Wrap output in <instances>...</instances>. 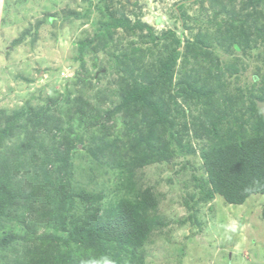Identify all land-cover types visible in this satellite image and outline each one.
I'll return each mask as SVG.
<instances>
[{
  "label": "rangeland",
  "instance_id": "1",
  "mask_svg": "<svg viewBox=\"0 0 264 264\" xmlns=\"http://www.w3.org/2000/svg\"><path fill=\"white\" fill-rule=\"evenodd\" d=\"M87 1L0 0V109L10 111L27 101L37 109L47 102L53 103L55 97L60 95V103L51 108L59 119V125L70 124L68 113L72 106L80 105L82 110H92V116L100 113L96 124L92 123L91 115H72V129L83 133L84 145L88 144L90 136H95L94 133L103 131L101 125L111 136L126 141L124 113L104 117L107 110L121 102L119 87L135 82L134 78H139L141 69L146 68L155 74L157 57L165 49L162 34L168 30L174 31L181 38V53H185L187 42L193 40L199 29L206 27L211 34L207 50L239 66L235 75L225 73L221 79L223 84L218 87L219 94L238 96L243 90V109L250 105V99L254 100V96H262L264 0L255 3L250 0H219L227 6L225 11H222L218 0H203L202 5L190 0H89L91 4ZM180 2H184L186 14L191 19L182 21L179 17L181 10L177 5ZM105 7H108L109 13L104 12ZM213 11L218 12L217 17ZM80 14L83 16L77 17ZM121 14L129 18L131 24L134 21L147 24L162 40L149 42L146 31L137 28L101 29L112 17ZM219 18L243 20L240 28L249 31V44H245L242 37H238V44L231 45L214 36ZM182 22L188 28L185 29ZM24 31L29 34L14 45L12 41ZM98 31L101 32L96 35ZM85 39H92L93 43L79 56L78 44ZM114 52L126 53L125 56L130 58L127 60L121 56L124 63L120 65L113 57ZM192 60L180 59L177 72L181 66L190 68ZM127 63L132 66V76H129V71L124 72L123 67ZM206 69L207 65L201 66V70L206 72ZM176 81L173 79L174 85H177ZM176 85L163 93L169 118L174 120L173 127L162 130L160 134L171 141L169 162L130 167L134 168L133 181L137 189L149 186L157 201V206L147 211L153 226L140 249L143 253L140 254L142 264H264V219L261 216L264 194L250 195L238 205L226 203L216 193L211 199L193 201L199 193L195 185L198 180L193 179L192 175L198 179L205 177L200 148L207 139L193 137L191 130V122L201 114L202 105L195 98L175 95L179 92ZM161 91L160 88L156 89L152 99L158 100ZM67 95L69 100L66 99ZM258 101L263 102L264 99ZM131 106L134 109V104ZM184 123L190 126L187 131L182 127ZM0 125H3L2 119ZM246 126L251 129L249 123ZM226 127L224 117L220 132ZM24 134L17 132L6 145L18 144ZM171 134L174 138L180 136L182 148L171 140ZM46 143L49 144L47 138ZM118 146L120 156L128 162L130 159L125 155L127 146H121L120 142ZM79 148L81 150L82 146ZM89 158L83 149L76 155L72 182L75 189L104 192L99 202L105 205L113 204L123 195L135 197L134 190L119 185V168L114 162L103 157L99 162L95 159L90 161ZM117 160L121 159L117 157ZM22 205L18 204L13 209L22 214ZM28 228L22 223L13 222L5 223L0 228V242L6 240L2 238L13 229L18 233L4 248H0V264H12L13 259L21 256L20 247ZM35 230L36 237L46 228L37 225ZM27 232L30 234L32 230ZM30 244L33 242L30 241Z\"/></svg>",
  "mask_w": 264,
  "mask_h": 264
},
{
  "label": "trees",
  "instance_id": "2",
  "mask_svg": "<svg viewBox=\"0 0 264 264\" xmlns=\"http://www.w3.org/2000/svg\"><path fill=\"white\" fill-rule=\"evenodd\" d=\"M190 1L203 4V0ZM250 1L255 3L259 0ZM87 2L91 4L89 0ZM217 3L222 11L228 9L219 0ZM184 5V2L177 5L181 10L179 17L182 21L191 19ZM104 9V12L109 13L108 7ZM213 13L217 17L218 12ZM242 21L220 19L216 22L213 35L231 45L239 43L238 37L249 44V31L240 28ZM182 24L185 29L188 28L187 24ZM116 28L145 30L152 43L165 39V49L159 52L154 66L155 74L146 68L139 70L140 75L136 74L139 78H134L135 82L119 87L121 102L107 110L104 116L110 118L115 113H124L123 118L127 122L126 141L111 136L106 132V127L101 125L103 131L94 133L95 136H90L88 144L84 145L83 133L72 129V115H91L92 123L96 124L100 113L92 116V110H82L80 105L72 106L68 113L70 124L59 125V119L51 112V108L60 103V95L55 97L53 103L45 102L37 109L32 108L29 101L10 111L0 109V119L3 120V125H0V228L10 222L29 227L21 243V256L13 259L12 264H142L140 254L143 253L140 249L153 226L147 211L155 208L157 201L149 186L137 189L133 181L134 168L130 167L169 162L172 155L171 141L160 134L174 124V120L169 118V108L163 97L164 92L175 87L173 79H177L176 87H179L175 95L195 98L202 105L201 114L191 122V130L193 137L207 139L200 148L205 177L198 179L192 175L193 179L198 180L195 185L199 193L193 201L211 199L216 193L226 203L238 205L250 195L264 194V110L262 112L257 106L258 100L264 99V91L262 96L250 99V105L245 109L243 90L238 96L219 94L218 87L222 86L221 79L225 73L235 75L239 66L207 50V43H211L209 28L197 31L193 40L187 42L185 53L180 50V36L172 30L162 34L161 38L147 24L139 21L131 24L124 14L112 17L108 24L101 26L105 31ZM27 34L29 32L24 31L12 43L18 44ZM92 43V39L80 41L79 56ZM131 52L134 50L131 49ZM120 53L113 54V57L122 65L124 60L121 56L127 60L130 57ZM190 58L193 59L192 66H181L177 72L178 61L188 59L189 62ZM124 65V72L129 71V76H132V66L128 63ZM203 65H207L206 72L201 70ZM158 88L163 91L158 100H153ZM66 99L69 100L68 95ZM224 117L227 127L220 132ZM247 123L251 129H248ZM182 127L187 131L190 126L184 123ZM17 132L25 133L22 141L13 143V146L6 145ZM171 135V140L182 148L180 136L174 138ZM119 142L121 146H127L125 155L130 159L128 162L118 152ZM80 146L91 157L90 161L95 159L99 162L103 157L114 162L119 168V185L134 190L135 197L123 195L113 204L105 205L99 202L104 192L75 189L72 182L75 158L82 150ZM117 157L121 160L118 161ZM18 204H24L21 207L22 214L13 209ZM261 216L264 219V204ZM37 225L44 226L46 230L35 237ZM13 230L2 238L6 240L0 242V248H4L18 234ZM29 230L32 233L28 234Z\"/></svg>",
  "mask_w": 264,
  "mask_h": 264
},
{
  "label": "water",
  "instance_id": "3",
  "mask_svg": "<svg viewBox=\"0 0 264 264\" xmlns=\"http://www.w3.org/2000/svg\"><path fill=\"white\" fill-rule=\"evenodd\" d=\"M257 106L260 108V110L263 112V110H264V101L263 102H260V101H258L257 102Z\"/></svg>",
  "mask_w": 264,
  "mask_h": 264
}]
</instances>
